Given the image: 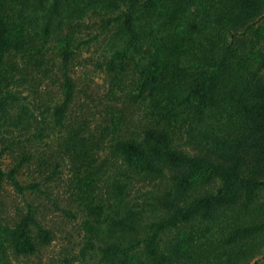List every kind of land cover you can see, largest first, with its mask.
<instances>
[{
	"label": "trees",
	"instance_id": "trees-1",
	"mask_svg": "<svg viewBox=\"0 0 264 264\" xmlns=\"http://www.w3.org/2000/svg\"><path fill=\"white\" fill-rule=\"evenodd\" d=\"M251 261L264 0H0V264Z\"/></svg>",
	"mask_w": 264,
	"mask_h": 264
},
{
	"label": "rangeland",
	"instance_id": "rangeland-1",
	"mask_svg": "<svg viewBox=\"0 0 264 264\" xmlns=\"http://www.w3.org/2000/svg\"><path fill=\"white\" fill-rule=\"evenodd\" d=\"M71 228H72V225H71L70 223L67 224V225L65 226L64 233H62V234L60 235V238H62V239H67L66 237H64L65 235H67L68 238H69V235H70L72 238H76L75 233L72 231ZM63 237H64V238H63ZM60 242H61V240L58 239V240H56V243L54 242V243L52 244V246H50V248L46 251V253L41 257V260H42L43 262H45V260H46V256H49L50 254H55L57 251H59L58 246H59ZM252 262H253V261L249 262V264H252Z\"/></svg>",
	"mask_w": 264,
	"mask_h": 264
}]
</instances>
